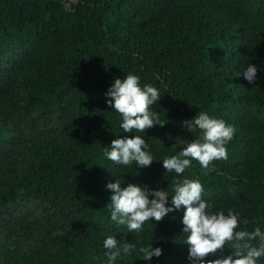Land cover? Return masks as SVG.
<instances>
[{
    "label": "trees",
    "instance_id": "obj_1",
    "mask_svg": "<svg viewBox=\"0 0 264 264\" xmlns=\"http://www.w3.org/2000/svg\"><path fill=\"white\" fill-rule=\"evenodd\" d=\"M246 37L259 54L238 49ZM249 64L254 84L243 78ZM128 74L160 92L152 110L163 127L120 128L105 93ZM262 95L264 0H0V264H107V235L137 245L115 264H191L183 207L139 233L111 220L106 185L117 179L169 196L175 179H198L209 212L232 209L237 230L264 232ZM199 112L235 128L228 158L208 175L195 161L177 177L104 154L113 139L140 135L177 155L185 145L173 147L176 138H198L182 122ZM148 245L162 255L145 262L138 249ZM227 255L231 246L209 259Z\"/></svg>",
    "mask_w": 264,
    "mask_h": 264
},
{
    "label": "clouds",
    "instance_id": "obj_2",
    "mask_svg": "<svg viewBox=\"0 0 264 264\" xmlns=\"http://www.w3.org/2000/svg\"><path fill=\"white\" fill-rule=\"evenodd\" d=\"M257 71V66L249 64L242 73L243 78L249 84H254ZM105 97L107 106L121 117L120 128L124 133H132L134 130L145 133L148 129L157 125L163 127L167 123L161 121L159 112L152 110L161 98L160 92L151 84L141 87L137 75L128 74L123 80L114 79ZM182 127L189 133L197 132L198 138L191 142L176 138L173 147L179 144L185 147L177 155L163 159L165 171L174 172L179 177L195 161L204 175H208L214 170V161L228 158L226 145L235 134L233 126L222 119L210 117L207 112H199L193 119L183 121ZM147 148V142L142 136L132 135L129 138L124 135L113 139L110 147L104 148V154L118 165L129 166L135 162L138 169H143L154 160ZM122 184L117 179L114 183H108L106 189L112 193L109 204L111 220L117 225L126 226L128 232L139 233L145 222H160L169 213L183 207L182 233L187 234L184 244L188 246L187 259L191 264H258L260 258L264 257V232L260 227L257 226L251 232L237 230L240 228L239 213L232 209L226 215L222 211L209 212V205L203 199L204 189L198 179H175L172 196L163 189L149 190L146 185L134 183L122 187ZM169 197L171 207L166 206ZM226 245L231 246V255L209 259L223 252ZM103 247L107 250V264H115L118 258H127L137 251L135 243H120L113 235L106 236ZM138 253L147 262L153 257L159 258L162 249H153L151 245L141 246Z\"/></svg>",
    "mask_w": 264,
    "mask_h": 264
},
{
    "label": "rangeland",
    "instance_id": "obj_3",
    "mask_svg": "<svg viewBox=\"0 0 264 264\" xmlns=\"http://www.w3.org/2000/svg\"><path fill=\"white\" fill-rule=\"evenodd\" d=\"M260 43L257 42L256 40H254L253 38L251 37H246L244 38L241 43L238 45V49L251 55V56H254V55H257L261 52L260 50ZM258 103L260 105H264V95L260 96L258 98ZM147 142V141H146ZM147 145H148V148H147V151H149L152 155H153V163L151 164V166L153 168H156L158 169L161 173H164V174H175L174 172L172 173H169L167 171H165V169L163 168L162 166V161L165 157H171L170 155L166 154V153H163L159 150V148L155 147V146H152L150 145L148 142H147ZM262 203H263V206H264V194L260 196L259 198ZM253 209V206H249L247 208H245L243 211H241L240 213H250ZM227 213H225L226 215ZM17 215V213H12L11 216H7L5 219H9L10 217H15ZM157 226L156 225H151V226H148V229L150 230H157ZM76 239L79 238V234H77L75 236ZM226 247H230V245H226Z\"/></svg>",
    "mask_w": 264,
    "mask_h": 264
}]
</instances>
